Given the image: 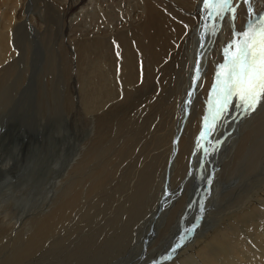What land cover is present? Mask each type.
<instances>
[{
	"label": "bare ground",
	"instance_id": "6f19581e",
	"mask_svg": "<svg viewBox=\"0 0 264 264\" xmlns=\"http://www.w3.org/2000/svg\"><path fill=\"white\" fill-rule=\"evenodd\" d=\"M90 1L94 2L92 12H87L85 21L93 18V11H103L100 28L103 23H114L110 32L99 34L103 36L99 41L104 43L100 59L95 56V40L87 45V36L81 51L84 100L88 107L100 109L102 118L95 119L97 130L91 132L81 153L71 143L62 163H45V173L53 179L42 184L54 195L52 204L36 201L29 211L19 213L22 209L16 207L18 213H10L0 201V264H132L133 258L139 264H156L176 237L182 236L181 218L186 215L187 205L197 207L187 218L189 229L198 221L200 211L220 212L208 225L201 221L193 237L164 264H264V99L255 111L246 114L240 99L233 96L215 125L209 126L215 98L212 86L218 65L226 58L224 49L233 39V26L245 31L250 15H264V0H249L248 4L233 0L235 12H225L223 17L218 15L213 0L207 6L204 0ZM38 2L39 9L45 4L61 15L64 10L76 12L86 0ZM153 2L157 7L151 6ZM25 7L26 0H0V68L3 66L7 75L16 72L18 85L29 74L30 39L48 35L46 28L53 31L50 26L42 30L37 21L25 16ZM164 8L185 12L188 26L180 29V23L170 19ZM60 25L57 38L62 36ZM203 44L207 50L201 48ZM112 48L113 52L109 50ZM229 51H235V46ZM17 56L22 60L14 62L18 67L11 71L8 63ZM140 59L146 60L143 75ZM176 87L180 96L175 101L172 122L167 119L173 112L168 109L167 99ZM1 100L3 108L5 102L1 106ZM240 110L242 120L216 154L220 172L215 173V182L206 189L204 199L200 194L196 206L192 198L196 195L194 184L199 177L203 146L207 145V156L197 189L212 177L208 176L214 165H208L211 150H215L217 139L231 127ZM112 112L115 118H108ZM201 132L206 133L204 140ZM232 143L235 145L230 148ZM5 148L0 177L6 175L11 181L20 176L25 180V167L40 147L28 144L22 161L14 151H21L16 145L7 144ZM57 157L60 159L61 154ZM40 163L30 175H40L36 169ZM168 163L172 165L164 187ZM5 189L11 187L2 182L0 191ZM167 191L169 197L162 203ZM161 203H167V208L156 217Z\"/></svg>",
	"mask_w": 264,
	"mask_h": 264
},
{
	"label": "rangeland",
	"instance_id": "374dc122",
	"mask_svg": "<svg viewBox=\"0 0 264 264\" xmlns=\"http://www.w3.org/2000/svg\"><path fill=\"white\" fill-rule=\"evenodd\" d=\"M100 2H103V0H101ZM154 2L151 3V6L153 8L157 7V4ZM92 3L94 2H91L90 0H86L85 4L79 6V9L76 12L69 13L64 10V11H60L61 12L60 15V13H55L54 9L48 8L45 4H41V8L39 9L38 7L39 2L37 3V0L35 2L34 0H26V7L23 10L25 16L31 17L33 18V20L37 21L39 27L42 30H44L46 26H50L51 30L53 29V31L50 33L49 30L46 28L45 30L48 32V35L37 36L36 38L33 37L32 39H30L32 41V45L29 48V54H28V59L30 60L29 74L25 76L24 83L22 85H18L19 79L16 78L15 75L16 72L8 73L7 75V71L5 70V68L3 66L0 68L1 69L0 70V100L3 99L1 100L2 101L1 106H3V102H5V106H3V108H0V167H2L4 164L3 152L6 149L5 147L7 146V144H10L11 146L16 145L17 148L21 149V151L14 149L15 153L18 154L19 161H22L23 159L22 155L24 156L26 155L25 152L27 148L26 149L24 148L27 147L28 144H32V146L34 147L38 145L41 149V151L35 153V156L31 164L25 167L24 170L26 174L25 180L21 179L20 176L14 177V179L11 181L10 179L12 178H8L6 175L0 177V184L2 182L3 183L7 182V185L11 187V189L9 190L5 189L2 192L0 191V201L3 203L6 209L8 208L7 212L18 213L19 210L16 211L14 209L16 207H20V209L22 210L19 213H24V210L29 211L31 204L34 205L36 201L41 203L44 202L47 205L52 204L54 201V195L50 191L48 190L46 191V188L43 187L42 184V181L45 182L47 180L53 179L50 174L45 173L47 172L46 169H48L47 165L45 166V163L52 161L55 162L56 166H58L59 163H62V157L65 156L66 150L70 149L71 143L72 146H74L75 151L81 153V151L87 146L86 144L88 141L87 139L91 134V132L97 130V122L95 123V119L98 120L99 118H102V111L98 108L88 107V105L85 103L84 100L85 99V87L83 80L84 70H83V55L81 51L82 48H84V40L87 36V45L93 44V41L95 40L93 44L97 48L95 56L100 59L99 51H101V48L104 46V43L99 41V38L103 37L102 35L99 34L101 33L105 34L110 32L111 28H114V23L113 22L109 24L103 23V25H101L100 28L98 22H103L102 19L103 11H93L94 12L92 14L93 18L89 19V21L88 20L85 21V19L88 16L87 12L90 13L92 12L91 9ZM164 12L167 14V16L170 19H172L177 23H180V25L182 26L180 29H184L185 27L188 26V24L184 22L186 17L185 12H176L175 10H169L167 8H164ZM188 13L190 14V12ZM59 23L60 24L62 23L63 25L62 36L60 38H57L55 37V34L58 33V30L61 27ZM104 25L105 26L107 25L106 26L107 29L104 28L105 27ZM49 33L51 35H49ZM139 33L141 35L143 33L141 26L139 28ZM103 39L108 40L107 37H104ZM110 42L113 43V37L110 38ZM59 43L60 44L64 43V44L60 45ZM24 44H25V40L22 41L21 45L23 46ZM55 44L57 46H55ZM169 44L170 46H173L174 42L171 41ZM64 47L67 48L65 49ZM17 48L21 49V46L18 45ZM61 48H64V50ZM201 48L207 50L204 44L201 45ZM143 49L146 50L145 44L143 45ZM50 50L54 51L55 53H50ZM109 50L113 52L114 48ZM137 53L139 54V56H142L141 53H139L138 51ZM157 53H159L158 48L156 49V54ZM91 57H92V50H91ZM17 60H22V58H20V56H17L9 61L8 63V66L10 68L9 70L12 71L14 68L15 71L17 70L18 66L16 63H14L17 62ZM145 61L140 59L139 67L141 72L143 65H145L144 64ZM76 67H78V69ZM9 70L8 72H10ZM146 70L148 69L146 68ZM148 73H150V70H148ZM17 87L19 88L17 90V93L15 94V90ZM12 94L14 95L15 98H13ZM179 96H180V91L178 90V87H176L168 95L167 106L168 109L173 112L168 113L167 119L171 120L172 122L174 121L173 115L175 112V107H174L175 101L179 98ZM7 100H11V102H7ZM208 111L209 110L206 111L205 117L209 115ZM108 118H115L113 112L110 113ZM242 118H243V114L242 111L240 110L239 115L232 121L231 127L223 131L222 134L217 139L215 150L213 152L211 150V155L208 160L209 168L211 166V162L214 164L212 168L209 169L208 176L212 174L213 175L210 179L208 177L207 181L204 180V183L201 185V187L198 186L197 189V183L202 179L201 174L203 173V168L201 167L203 166L204 155L207 156V150H206L207 145L203 146L204 149L203 152L201 153V158H200L201 164L199 166V174H198L199 177L196 178L194 184L193 193H195L196 195L193 196L192 198L194 199V203L196 204V206L198 205V197L200 196V194L202 193L201 196H203L204 199L205 194L207 193L206 189H210L215 182V173L217 171L220 172L219 165H216V154L218 153V149L220 145L233 135L236 126L239 124ZM202 133L203 132H201V139L204 140L205 135H202ZM76 134L78 135V137H75ZM11 141L13 144L11 143ZM234 145L235 143H232L230 148L234 147ZM174 147H176V144H174ZM58 153L61 154L60 159L59 157H57ZM30 155L31 153H29V156ZM37 162H41L39 166H36V169L38 170L37 174L40 175L37 176H34V174L30 175ZM171 165L172 164L168 163L165 167L166 173L164 177L165 179L164 187H166L169 182V175H170L169 170ZM9 166H13V165H11L10 163ZM60 166L57 167L56 170L60 169ZM217 168L219 169L217 170ZM40 176L43 178L39 179L38 177ZM11 185L15 186V189ZM6 194L9 196H7ZM4 195H6L7 197ZM42 197L43 199L46 198L45 201H43ZM168 197L169 194L167 191L165 192V197L162 199V203L163 201L167 200ZM12 199L14 200L16 199L17 204L14 203L13 202L14 200L12 201ZM17 199L19 200V202ZM5 200L7 201L6 203ZM162 203L156 210V217H158L163 212V210L167 208V203L166 204H162ZM220 203L218 204V207H220ZM8 205L10 207H8ZM196 208L197 207L193 209L192 206L187 205L185 210L186 215L181 218V230L179 234H181L182 236L176 237L171 247L160 258L159 262L156 264H164L172 260L174 255L178 253L179 250L182 249L185 246V244L190 240V238L193 237V234L196 233V231L200 226L201 221L203 224L206 222V224L208 225V223L212 219H217V214L220 212V210L216 212L214 210L210 212L200 211L198 221L193 223L192 227L189 229L187 225V218L191 213H195L194 211L196 210ZM212 213L213 215H211ZM20 217L21 216H19V218ZM19 218L17 217V220ZM173 249L175 250L173 251ZM165 257H167V259H165ZM131 261H134V263H138V259L135 260V258L131 259ZM255 264H259V262L256 261Z\"/></svg>",
	"mask_w": 264,
	"mask_h": 264
},
{
	"label": "snow or ice",
	"instance_id": "6c2138e0",
	"mask_svg": "<svg viewBox=\"0 0 264 264\" xmlns=\"http://www.w3.org/2000/svg\"><path fill=\"white\" fill-rule=\"evenodd\" d=\"M243 2L248 4L249 0ZM204 3L207 6L209 0H204ZM213 3L218 5L217 11L221 17L225 12L234 13L236 10L233 0H213ZM251 11L249 8L250 14ZM235 18L232 17L233 20ZM233 46L235 51L230 52L229 49ZM224 53L225 61L218 65L216 80L212 86L215 98L210 127L215 125L233 96L240 99V107L246 114L255 111L257 104L264 99V15L259 18L250 15L243 32L235 30L233 26V39L225 47ZM205 119L207 121L208 117Z\"/></svg>",
	"mask_w": 264,
	"mask_h": 264
}]
</instances>
